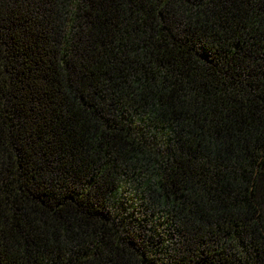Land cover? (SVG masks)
<instances>
[{
  "label": "trees",
  "instance_id": "obj_1",
  "mask_svg": "<svg viewBox=\"0 0 264 264\" xmlns=\"http://www.w3.org/2000/svg\"><path fill=\"white\" fill-rule=\"evenodd\" d=\"M0 264H264V0H0Z\"/></svg>",
  "mask_w": 264,
  "mask_h": 264
}]
</instances>
